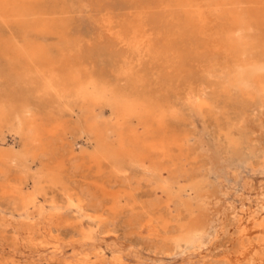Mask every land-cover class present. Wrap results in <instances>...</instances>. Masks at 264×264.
<instances>
[{
  "label": "rangeland",
  "instance_id": "rangeland-1",
  "mask_svg": "<svg viewBox=\"0 0 264 264\" xmlns=\"http://www.w3.org/2000/svg\"><path fill=\"white\" fill-rule=\"evenodd\" d=\"M191 1L74 0L72 20L64 32L44 37L51 65L40 59L15 60L4 53L19 28L0 24V108L9 112L0 117V155L23 148L25 137L14 131V115L22 107L36 124L53 131L27 162L0 160V264H66L63 259L72 252L69 244L77 235L69 216L68 221L63 217L52 224L67 243L66 256L47 260L46 253L43 258L31 255L29 239L37 234L17 223L21 198L11 190L31 191L37 174L40 199L60 198L64 186L94 195L92 203L107 216L96 237L103 247L113 240L138 241L144 252L170 247L182 224L200 218L215 226L201 251L207 256L204 264H229L228 260L255 264L236 255L237 228L238 219L244 224L254 219L255 226L257 220L264 222V80L246 89L229 87L228 79L237 64L264 57V0L258 6L262 42L250 54L229 44L235 30L230 14L218 12L213 0ZM141 34L146 48L137 50L134 42ZM61 69L80 73L90 87L104 89L106 97L121 94L131 100L148 97L153 104H173L174 108L165 107L166 124L176 141L154 160L153 177L138 171L121 181L106 160L97 161L96 147L103 140L113 142V137L110 132L86 130L87 111L75 93L56 90ZM188 91L207 102L197 112L186 101ZM113 119L111 108L103 105L101 125ZM114 196H120L117 203ZM149 218L157 223L156 237H145L140 230V222ZM260 236L264 248V230ZM156 251L160 259L156 264L179 263L178 256Z\"/></svg>",
  "mask_w": 264,
  "mask_h": 264
},
{
  "label": "bare ground",
  "instance_id": "bare-ground-1",
  "mask_svg": "<svg viewBox=\"0 0 264 264\" xmlns=\"http://www.w3.org/2000/svg\"><path fill=\"white\" fill-rule=\"evenodd\" d=\"M73 1L74 0H0V24L8 28H10L11 25H16L19 28L17 31L18 37L13 38L11 42L5 46L3 52L15 60L25 59L27 61H34L40 59L45 61L48 65H51L53 59L51 58L52 56L50 57L49 55L44 37L64 32V29L72 20V13L75 5ZM200 1L202 0H198V2ZM213 2H216V10L218 12L221 14H230L234 20L235 30H232L236 35L233 33V36L230 37L231 43L229 44L238 50L240 49L243 52L242 54H250L253 48L255 49V47L262 42L259 29L260 14L258 11V6L262 0H213ZM188 8L191 9L190 7ZM231 28L232 27H230V29ZM143 37L144 34H141L140 38H137L134 42L137 50L146 48V40H144ZM243 58H245V56ZM252 59L253 60L249 61L244 60L236 65V70L228 79L229 87L247 89L252 88L255 84H260V81L264 80V57L255 58L252 56ZM58 72L61 74V80L57 82L58 88L56 90L68 89L75 93L80 100V104L87 111L85 122L86 130L91 134H106L110 132L113 137V142H108L106 140L100 141L96 147L97 161L106 160L110 164L114 176L117 179H121V181L130 180L129 174L138 171L142 176L153 177L157 167L154 160L159 158V156L161 157V154L170 151V144L176 141L174 136L172 137L169 135L166 124L167 117L165 107H173V104L168 103L164 106L163 103L161 105L153 104V100L151 101L148 97L146 99L142 98V100H131L125 96H121V94L106 97L104 89L90 87L91 82L87 81L86 78L84 79L83 76L81 77L80 73L70 74L66 69L58 70ZM200 91L201 90H199V92ZM198 96L188 91L186 101L194 110L193 112H197L198 109L207 103L204 98L202 99L200 95ZM103 105H107L111 108L116 119L101 125L99 119ZM174 111L175 109H173V112ZM3 114H9V112H6L5 109L1 107L0 117H2ZM14 120L15 133L25 137L23 148L18 152H2L0 160L4 162L9 160L13 163L18 158L27 162L29 160L28 157H32L37 149L40 148L37 146H40L41 142L45 139H49L50 137L48 136L50 133L52 134L53 131L52 129L44 127L43 124H36L34 117L26 107H22L20 111L14 115ZM132 120L136 121L135 125L131 124ZM37 175L38 179L31 184V191L23 193L22 189L18 191L15 189L11 190L12 193L16 191L21 198L22 209L19 213L20 220L17 223L24 225L27 232L30 231V233L33 232L34 235L37 234L36 236L32 234L31 236L34 237H30L29 239L32 244V256L43 258V256H45L44 253H46L47 260L60 259L66 256L65 249L67 248V243L57 234V229H53L52 224L56 221H64L63 219L65 218V221H68V217L71 216L76 227L75 232L77 238H73L71 242L69 241V245L72 248L70 250H72V252H70L71 254L66 257L65 260L63 259L66 264H156V262H160V259L156 258V250H160V254L162 255L178 256V264H204V259L207 256L202 255L201 251L209 244L206 235H208L215 226H208L203 219L196 218L190 220V222L186 224H182L178 236L171 237L172 246L170 247H156L155 249L144 252L138 241L117 243L114 242L113 239V244H107L106 241L103 247L100 242L97 243L96 237L100 228L105 224L107 216L105 211L100 209V205L92 203V199L95 198L94 195L86 190L72 192L64 186L60 198L43 197L40 199L41 194L39 193L38 180H40L41 175ZM112 198L117 203L120 196H114ZM114 206L116 205L114 204ZM260 215H262V213ZM84 219L90 222L85 223ZM248 220L249 221L244 224V222H241V219H238L237 229H239V242L236 255L238 258H244L255 264H264V248L260 236L264 230V222L263 220H257V225L255 226L253 222L254 219ZM156 224L157 223L150 218L140 222L142 234L148 238L156 237L159 233ZM11 228H13V226ZM108 233L109 232H107V235H109ZM19 244L21 243L19 242ZM196 251L199 252L196 253ZM151 252L153 255H151ZM163 261L162 264L164 263ZM166 261L169 260L167 259ZM230 262L231 261L228 260L229 264H231ZM232 263L236 264L238 260L232 261Z\"/></svg>",
  "mask_w": 264,
  "mask_h": 264
}]
</instances>
